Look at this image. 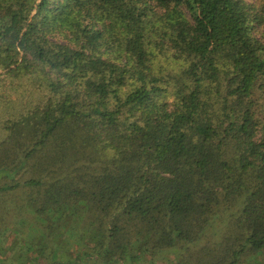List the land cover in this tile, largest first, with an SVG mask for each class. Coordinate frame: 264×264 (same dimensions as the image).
I'll use <instances>...</instances> for the list:
<instances>
[{
  "label": "trees",
  "instance_id": "trees-1",
  "mask_svg": "<svg viewBox=\"0 0 264 264\" xmlns=\"http://www.w3.org/2000/svg\"><path fill=\"white\" fill-rule=\"evenodd\" d=\"M0 70L44 93L0 198L67 263L264 264V0H0Z\"/></svg>",
  "mask_w": 264,
  "mask_h": 264
},
{
  "label": "rangeland",
  "instance_id": "rangeland-1",
  "mask_svg": "<svg viewBox=\"0 0 264 264\" xmlns=\"http://www.w3.org/2000/svg\"><path fill=\"white\" fill-rule=\"evenodd\" d=\"M28 80H10L0 70L1 116L19 112L22 107L42 97V90ZM19 192L15 193L11 204L8 195L0 198V264H69V258L75 254L74 233L64 234L55 240L54 233L51 237L44 229L46 222L38 220L30 204L20 206L26 194L22 190ZM9 206L12 209L3 215L4 208ZM153 261L155 264L169 263L157 259Z\"/></svg>",
  "mask_w": 264,
  "mask_h": 264
}]
</instances>
